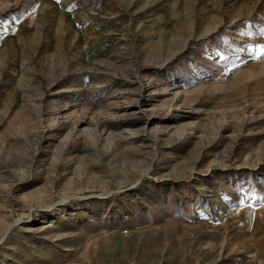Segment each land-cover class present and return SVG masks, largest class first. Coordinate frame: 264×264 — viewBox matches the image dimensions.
Returning <instances> with one entry per match:
<instances>
[{"label":"rangeland","instance_id":"obj_1","mask_svg":"<svg viewBox=\"0 0 264 264\" xmlns=\"http://www.w3.org/2000/svg\"><path fill=\"white\" fill-rule=\"evenodd\" d=\"M0 264H264V0H0Z\"/></svg>","mask_w":264,"mask_h":264},{"label":"snow or ice","instance_id":"obj_2","mask_svg":"<svg viewBox=\"0 0 264 264\" xmlns=\"http://www.w3.org/2000/svg\"><path fill=\"white\" fill-rule=\"evenodd\" d=\"M257 55H260V53H259V52H257Z\"/></svg>","mask_w":264,"mask_h":264}]
</instances>
